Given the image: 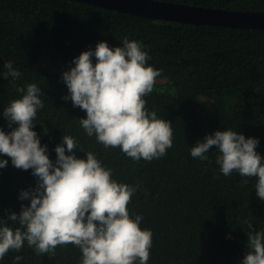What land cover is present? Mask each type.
Returning <instances> with one entry per match:
<instances>
[{"label":"trees","instance_id":"trees-1","mask_svg":"<svg viewBox=\"0 0 264 264\" xmlns=\"http://www.w3.org/2000/svg\"><path fill=\"white\" fill-rule=\"evenodd\" d=\"M235 11H264V0H159ZM139 41L161 71L154 90L144 97L148 111L171 122L172 147L151 162H135L118 148L105 149L79 124L86 113L64 101L61 74L82 51L100 41L110 47L123 39ZM11 61L21 72L16 84L35 83L44 107L33 130L47 155L62 136L77 142V158L93 152L112 170V178L140 184L128 211L143 217L141 229L152 232L147 264H240L248 233L245 221L264 231V201L256 195V178L224 176L216 150L207 160L192 158L190 147L205 135L225 129L259 140L264 157V29L159 21L73 0H0V72ZM93 62L95 59L93 58ZM0 80V129L10 131L3 108L20 94ZM46 129V132L42 130ZM67 154V153H66ZM0 169V215L19 212L21 189L35 186L31 169ZM247 180V183L244 181ZM23 257L19 262L14 257ZM81 252L69 244L54 256H38L25 243L0 264H80Z\"/></svg>","mask_w":264,"mask_h":264},{"label":"clouds","instance_id":"clouds-1","mask_svg":"<svg viewBox=\"0 0 264 264\" xmlns=\"http://www.w3.org/2000/svg\"><path fill=\"white\" fill-rule=\"evenodd\" d=\"M150 59L139 41L124 38L115 47L100 41L94 50L74 57V66L61 74L68 92L61 99H70L74 108L86 113L79 119L86 135L135 162L162 158L172 147L171 122L146 108L144 97L161 75ZM3 69L0 80L11 78L20 96L3 108L10 131L0 129V156L8 157L16 169H31L35 186L19 191L18 200L28 203H21L18 213L4 210L6 217L0 215V260L10 251L20 252L25 243L41 257L54 256L57 247L71 244L81 252L80 264H147L152 232L141 229V215L133 218L128 211L141 185L114 180L112 170L93 152L77 158V142L71 136H62L54 148L56 159L50 160L47 145H41L33 130L37 112L44 107L41 88L35 83L18 86L21 72L11 61ZM258 144L257 138L225 129L205 135L190 147V155L204 161L215 149L220 172L256 178V195L264 201V157L256 151ZM7 165L8 160L0 159V169ZM245 223L246 251L240 264H264V231Z\"/></svg>","mask_w":264,"mask_h":264},{"label":"water","instance_id":"water-1","mask_svg":"<svg viewBox=\"0 0 264 264\" xmlns=\"http://www.w3.org/2000/svg\"><path fill=\"white\" fill-rule=\"evenodd\" d=\"M119 12L181 24L264 29V11H235L159 0H73Z\"/></svg>","mask_w":264,"mask_h":264}]
</instances>
